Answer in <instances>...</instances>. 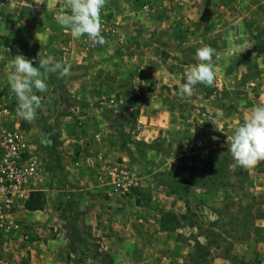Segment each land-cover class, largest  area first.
I'll use <instances>...</instances> for the list:
<instances>
[{"label":"rangeland","instance_id":"obj_1","mask_svg":"<svg viewBox=\"0 0 264 264\" xmlns=\"http://www.w3.org/2000/svg\"><path fill=\"white\" fill-rule=\"evenodd\" d=\"M132 1L138 6V39L157 45L139 66L125 55L139 51L137 40L112 50L124 57L107 78L121 90L92 105L111 120L112 144L126 155L102 156L93 167L125 161L139 184L127 196L83 188L84 176L75 171L68 148H60L72 144L75 151L78 143L68 130L55 133L77 100L68 95L64 77L49 73L47 91L36 92L42 108L34 121L17 114L12 96L17 118L47 152L48 174L44 208L29 211L23 204L18 210L27 237L13 236L6 263L264 264V162L244 170L226 143L248 110L264 104V0ZM21 2L8 0L7 14L17 7L26 15ZM230 30L240 47L229 45ZM203 45L216 49L217 81L196 85L195 94L182 99L179 85ZM150 246L158 250L149 254Z\"/></svg>","mask_w":264,"mask_h":264},{"label":"crops","instance_id":"obj_2","mask_svg":"<svg viewBox=\"0 0 264 264\" xmlns=\"http://www.w3.org/2000/svg\"><path fill=\"white\" fill-rule=\"evenodd\" d=\"M7 1L3 0L0 3V92L8 93L14 99L16 98L15 93L12 92L8 84L7 74L12 71L9 64L10 59L17 54H22L32 60L35 67H39L40 58L46 57L70 65V74L64 77V81L68 95L75 98L77 103L71 109L73 114H66L61 117L60 121H62L58 127H55V133H63L68 130V134H72V140H75L78 144L75 145L77 148L75 151L72 144H62V146L58 144L55 148L59 149V146L64 149L68 148V152L72 155L73 165H75L74 157H81L78 165L74 167H77L75 171L84 176L82 179L84 182L83 188L94 193L101 191L110 193L105 186L99 184L97 179L98 166H93L98 158L102 156L126 155V152L115 149L112 139H115L116 136L111 133V120L104 116L102 111H99L92 103L121 90L120 87L112 86L111 79L107 78L109 74L115 76L116 65L124 57L121 53L112 54V50L114 48L116 50L117 45L135 43L136 40L141 44L138 52L125 54L127 57L136 59L135 66H139L141 61H146L147 52L153 50V46L157 45L151 39L150 41L138 39L140 38L138 30L141 26L137 21V12L135 11L138 6L134 5L132 0H109V5L110 1L112 5L110 7L109 5L106 6L105 9L107 10L104 9L103 11L108 13L104 17L102 16V20L106 21L102 32L106 43L102 46H92L86 35L73 38L70 32L58 24L59 13L70 11L66 7V0H42L39 5H33L32 2L23 0L21 5L28 8L26 15L19 12L20 10L17 7L7 14L10 7L9 5L5 7ZM116 1L118 3H115ZM120 4L126 8L121 10L123 7H119ZM132 4L134 6H131ZM19 15V20H17ZM131 16L135 17L136 22L132 23L130 21L133 20ZM3 25H8V36H4ZM158 70V67L150 69L153 74ZM41 72L44 73V79L46 80L49 73H45L43 69H41ZM123 82L125 81L123 80ZM136 88L138 89V87ZM44 106H47L46 101ZM140 107V111L144 110L143 106ZM48 118L52 119V116ZM151 121L150 123H152ZM81 165L82 168H79L78 166ZM88 202L91 205V201H85L87 204ZM12 247L13 239L0 252V264H7L6 259H4L7 257H4V255L11 253ZM155 248L150 246L148 249L149 254L154 253V250H158L157 247ZM135 261L137 259H132L130 262L133 264Z\"/></svg>","mask_w":264,"mask_h":264},{"label":"clouds","instance_id":"obj_3","mask_svg":"<svg viewBox=\"0 0 264 264\" xmlns=\"http://www.w3.org/2000/svg\"><path fill=\"white\" fill-rule=\"evenodd\" d=\"M108 0H66L69 12L61 11L58 24L70 32L73 38L87 36L92 46L104 45L106 40L102 35V12ZM242 29V26H239ZM237 39L233 31L227 34L231 47ZM244 50H241V53ZM216 49L210 45H203L195 51V64L187 67L184 82L179 85L178 95L190 98L195 94V87L203 84L212 87L217 81L215 64ZM12 71L7 74V81L18 100L17 114L24 120L32 122L37 117V110L42 108L41 97L36 92H46L48 85L44 73H57L60 77L70 74V65L63 61H54L51 57L40 58L39 67L33 66V61L22 54L10 59ZM35 90V91H34ZM218 129L215 122H212ZM213 140L218 137L213 136ZM228 152L235 164L244 170H250L264 162V104L254 105L248 110L243 123L234 128L232 135L227 136Z\"/></svg>","mask_w":264,"mask_h":264},{"label":"built area","instance_id":"obj_4","mask_svg":"<svg viewBox=\"0 0 264 264\" xmlns=\"http://www.w3.org/2000/svg\"><path fill=\"white\" fill-rule=\"evenodd\" d=\"M15 113L12 95L0 94V252L16 234L27 237L18 210L31 192L45 190L48 174L45 151ZM140 122L137 119L135 124ZM97 179L115 196H127L139 184L125 161L117 159L102 161Z\"/></svg>","mask_w":264,"mask_h":264},{"label":"trees","instance_id":"obj_5","mask_svg":"<svg viewBox=\"0 0 264 264\" xmlns=\"http://www.w3.org/2000/svg\"><path fill=\"white\" fill-rule=\"evenodd\" d=\"M45 151V150H44ZM46 157H47V152ZM46 204V196L44 191H33L24 201V206L29 211L42 210Z\"/></svg>","mask_w":264,"mask_h":264}]
</instances>
